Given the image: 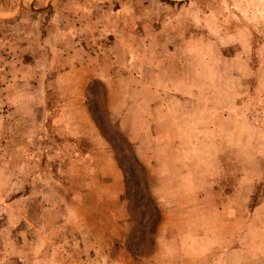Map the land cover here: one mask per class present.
Instances as JSON below:
<instances>
[{
    "label": "rangeland",
    "instance_id": "374dc122",
    "mask_svg": "<svg viewBox=\"0 0 264 264\" xmlns=\"http://www.w3.org/2000/svg\"><path fill=\"white\" fill-rule=\"evenodd\" d=\"M137 1L152 12L114 15L132 30L139 71L119 81L125 95L118 97L116 81L73 87L58 85L57 67L47 73L40 41L50 38L68 0H0V167L29 170L33 224L41 215L38 195L59 194L66 209L69 200L78 206L86 199L80 213L89 221L103 213L106 231L93 235H108V249L100 260L89 258L94 264H264V0ZM102 39L89 37L90 49ZM118 99L144 107L141 125L132 110L126 126L151 150L146 169L161 213L154 236L131 221L130 203L145 202L144 185L125 139L136 154L138 148L114 108ZM69 115L76 117L70 129ZM95 135L124 178L122 220L109 205L97 209V195L85 188L100 175L116 178L108 159L88 157L103 150Z\"/></svg>",
    "mask_w": 264,
    "mask_h": 264
},
{
    "label": "crops",
    "instance_id": "0c3cea01",
    "mask_svg": "<svg viewBox=\"0 0 264 264\" xmlns=\"http://www.w3.org/2000/svg\"><path fill=\"white\" fill-rule=\"evenodd\" d=\"M130 1L68 0V4L60 5L59 12L64 14L62 20L59 23H53L50 38L45 37L40 41L42 48L48 54L49 62L46 68L49 67V69L47 73L57 67L54 71L57 73L56 82L58 85L64 84L67 80L73 81V87L78 81L86 83L91 79L105 81L104 83L107 85L116 81L114 85L116 95L118 97L120 94L125 95L124 87H121V89L123 88L122 93L117 90V87L121 86L119 81L130 80L133 77L139 78V71L135 69L138 61H136L135 45L131 37L132 30L128 29L127 23H119L114 15L128 13L132 16L144 11L152 12L138 4L139 1L135 3L134 0L131 3ZM91 36L93 38L95 36L105 37L102 39L105 42L101 43L100 41L99 49L95 51L90 49L92 44L89 37ZM262 51L264 52V49ZM128 66L132 67L127 68ZM24 69H27L29 73L30 68L24 66ZM135 73H137L136 76ZM69 94L73 96V94ZM108 94L112 95L114 91H108ZM118 100L114 108L117 112L118 110L122 111L120 125L127 127V113L132 110L141 113L144 107L142 109V106H139L142 103L136 101L135 103L129 101L127 104L125 100L123 102ZM110 105L111 101L108 102L109 107ZM84 107L82 105L78 109L84 112ZM75 108L69 107L66 110L75 112ZM137 113V122L141 125V121L144 119L140 113ZM71 116L66 125L69 129L72 127V123L76 122V117ZM145 127L147 128V126ZM97 130L99 131L98 127ZM90 131L93 133V130ZM126 131L130 141L136 143L139 152L138 155L135 152L136 156L141 162H144L145 167H148L150 156L147 151H151L147 148L148 143L142 141V134H138L135 140L133 132L129 128ZM140 131L147 132L142 129ZM146 136L147 133H145V138ZM102 138L96 135L94 137V141L97 142L100 149H103L106 144ZM105 148L109 147L105 146ZM143 151L147 155H143ZM94 153L95 155L90 154L88 157L93 160H98V156L108 159L110 170L115 172L116 162L112 161L114 156L112 150L103 149L94 151ZM25 154L24 158L26 156L28 158V155ZM85 160L87 161L86 158ZM86 166L84 165V167ZM97 179L95 184L86 183V191L95 192L97 195L99 202L97 209L109 205L114 209L111 212L114 219L122 220L120 213L123 215L124 205L121 194L124 178L116 173V178L100 175V179ZM29 184L27 168L23 167L18 172L12 167H0V204L3 207V210L0 211V264H94L89 258L93 255L103 257L104 250L108 249L106 246L108 235H93L96 230L106 231L100 218L102 212L95 211L94 214H91L92 220L89 221L85 213L83 215L80 213L82 208L86 210V199L84 202H79L78 206H75L78 202L69 200L67 205L72 204V206H69L67 211L65 202L59 199V194L47 196L46 200L38 195L41 215L36 224H33L28 218V204L33 200ZM59 227L64 229L63 235L55 234L60 229ZM30 229L32 231L29 232ZM99 257L98 260L101 259Z\"/></svg>",
    "mask_w": 264,
    "mask_h": 264
},
{
    "label": "trees",
    "instance_id": "16d2710c",
    "mask_svg": "<svg viewBox=\"0 0 264 264\" xmlns=\"http://www.w3.org/2000/svg\"><path fill=\"white\" fill-rule=\"evenodd\" d=\"M165 1H168V0H165ZM94 121H95L96 125L98 126V129L102 132V134L105 137H107L105 135V133L103 132L102 127L99 125L100 123H99L98 119H96V117L94 118ZM125 140L129 146L130 153L132 154L133 163L139 171V178L141 180L140 182H142L144 185L143 188H144L145 202L141 205L140 203H137V201H135V199L133 200V202L130 201L131 202L130 203L131 221H132V224L134 225V229L136 226L139 225L143 235L146 234V235L154 236V234H152V232L158 228V225H159L160 219H161V213H160V210H159L157 203L155 202V200L151 194V186H150V182H149L150 181L149 173H148V170L146 169V167L143 165V163L136 156V154H135L131 144L129 143V141L127 139H125ZM108 142H109V145L112 147V149H114L113 148L114 147L113 142L109 139H108ZM120 167H121V165H120ZM121 170H122V168H121ZM140 206L143 209V211H141V212H140ZM139 214H141V219L143 218V225L139 224V222H138ZM149 223H152L153 225H151L152 229L148 231L147 227H148ZM134 229H133V231H134ZM134 256H137V255H134Z\"/></svg>",
    "mask_w": 264,
    "mask_h": 264
}]
</instances>
